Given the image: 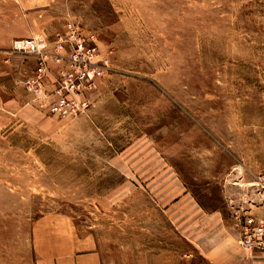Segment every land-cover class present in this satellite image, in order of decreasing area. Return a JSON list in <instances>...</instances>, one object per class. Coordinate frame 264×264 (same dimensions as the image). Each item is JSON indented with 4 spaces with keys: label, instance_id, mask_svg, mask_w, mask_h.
<instances>
[{
    "label": "rangeland",
    "instance_id": "rangeland-1",
    "mask_svg": "<svg viewBox=\"0 0 264 264\" xmlns=\"http://www.w3.org/2000/svg\"><path fill=\"white\" fill-rule=\"evenodd\" d=\"M24 1L0 0V264H264V0ZM78 40L103 74L56 115Z\"/></svg>",
    "mask_w": 264,
    "mask_h": 264
},
{
    "label": "built area",
    "instance_id": "built-area-1",
    "mask_svg": "<svg viewBox=\"0 0 264 264\" xmlns=\"http://www.w3.org/2000/svg\"><path fill=\"white\" fill-rule=\"evenodd\" d=\"M47 43L38 40H17L14 42L13 50L25 54H43ZM95 49H87L84 41L78 40L76 48L68 60V68L61 72L60 87L57 90L58 99L50 108L56 115H73L80 108L86 106V101L81 104L77 100L79 96H84L86 91L93 87V81L96 77L103 74L101 65L103 61L97 57ZM46 64L42 60L35 83L45 76ZM78 96V97H77ZM259 191L264 193V175L261 176L255 185ZM264 234V231H261Z\"/></svg>",
    "mask_w": 264,
    "mask_h": 264
},
{
    "label": "crops",
    "instance_id": "crops-1",
    "mask_svg": "<svg viewBox=\"0 0 264 264\" xmlns=\"http://www.w3.org/2000/svg\"><path fill=\"white\" fill-rule=\"evenodd\" d=\"M53 1L55 0H25L24 3L30 10H39L50 6Z\"/></svg>",
    "mask_w": 264,
    "mask_h": 264
}]
</instances>
